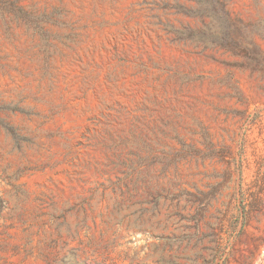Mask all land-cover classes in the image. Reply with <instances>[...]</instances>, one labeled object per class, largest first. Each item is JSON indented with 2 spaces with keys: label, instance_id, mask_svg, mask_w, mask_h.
Returning a JSON list of instances; mask_svg holds the SVG:
<instances>
[{
  "label": "rangeland",
  "instance_id": "rangeland-1",
  "mask_svg": "<svg viewBox=\"0 0 264 264\" xmlns=\"http://www.w3.org/2000/svg\"><path fill=\"white\" fill-rule=\"evenodd\" d=\"M3 1L52 38L0 12V264H264V0L256 66L171 42L186 0Z\"/></svg>",
  "mask_w": 264,
  "mask_h": 264
},
{
  "label": "trees",
  "instance_id": "trees-1",
  "mask_svg": "<svg viewBox=\"0 0 264 264\" xmlns=\"http://www.w3.org/2000/svg\"><path fill=\"white\" fill-rule=\"evenodd\" d=\"M194 6L186 7L174 2L172 5L163 4L160 9L172 10L174 14L194 19L193 25L178 23L177 26L166 21L158 20L154 25L161 26L170 37V41L181 43L198 49L199 52L221 50L230 55L244 59L248 66L259 63L260 54L251 38L242 36L241 21L232 17L226 8L224 0H186ZM11 13L16 19L22 20L33 31L40 35L45 43V49L50 46L48 39L52 38L44 31L42 24L50 22L42 15L36 16L31 12L15 7L13 2L0 0V12ZM154 19L156 17H153ZM56 23V22H53ZM237 66H242L238 63Z\"/></svg>",
  "mask_w": 264,
  "mask_h": 264
}]
</instances>
